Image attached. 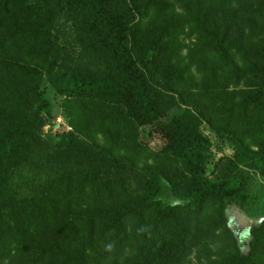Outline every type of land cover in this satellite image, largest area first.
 Wrapping results in <instances>:
<instances>
[{
	"label": "trees",
	"instance_id": "1",
	"mask_svg": "<svg viewBox=\"0 0 264 264\" xmlns=\"http://www.w3.org/2000/svg\"><path fill=\"white\" fill-rule=\"evenodd\" d=\"M211 1L210 16L224 25L225 37L256 0ZM235 1L243 16L222 9ZM187 2L0 0V100L4 87L12 93L8 106L0 102V176L23 177L40 142L50 151L42 165L52 178L38 184L25 177L21 195L0 183V264H183L195 247L205 246L209 233L196 225L214 201L226 232V204L264 214V203L257 206L264 201V149H250L220 123L213 127L208 109L197 101L188 105V90H180L196 86L170 47L177 30L173 6ZM56 16L70 25L81 60H53L43 78L27 63L26 51L47 43ZM94 62L102 68L86 67ZM228 67L231 75L239 73L235 63ZM50 93L91 116V137L70 119L71 130L58 142L43 140ZM226 96L223 90L219 100ZM172 106L179 112L170 115ZM204 122L216 139L235 144L220 179L206 175L198 159L212 146ZM139 128L161 142L159 152L139 141ZM104 130L109 139L101 143L94 135ZM145 154L159 167H139L135 159ZM175 165L186 173L172 184L167 175ZM138 184L145 186L127 191ZM250 234L241 253L240 240L228 233L231 253L214 264H264V219Z\"/></svg>",
	"mask_w": 264,
	"mask_h": 264
},
{
	"label": "rangeland",
	"instance_id": "2",
	"mask_svg": "<svg viewBox=\"0 0 264 264\" xmlns=\"http://www.w3.org/2000/svg\"><path fill=\"white\" fill-rule=\"evenodd\" d=\"M240 2H232L228 9H222L229 11L232 8L243 16V5ZM258 2L261 1L253 2L252 10L248 9L244 18L231 24V29L227 31L225 37L221 36L224 25L214 22L213 16H210L209 9L213 7L211 0H189L182 7L174 5L177 30L175 29L176 34L170 42L173 55L182 66L188 68V73L193 76L196 83V86H192L191 89H180L188 90L186 92L188 105L191 106V103L195 101L202 103L204 108L208 109L206 116L208 120H211L213 127L220 123L234 135L239 136L252 150L264 149V95L261 92L264 88V59L262 61L264 58V8H261ZM236 39H240V45L239 40L236 45L233 43ZM79 50L70 25L62 17L56 16L52 24L51 37L47 43L26 51L25 59L29 65L39 67L44 78L45 73L52 69L53 60L62 59L74 63L81 58ZM233 63L240 69L239 73L231 75L227 70H229L228 65L232 66ZM86 67L93 70L102 68L98 62ZM223 90L227 96L225 100H219L220 92ZM9 95L12 93L4 87L0 102L6 101L5 105L8 106ZM53 95V93L49 95L51 108L49 113L45 114L46 122L39 133L43 140L51 144L58 142L64 133L71 130L68 124L70 119L75 122L79 131L91 137L94 131L92 130L93 125L91 126V116L82 115L74 104L65 103L63 100L60 102V98ZM170 109H172L169 112L170 115L179 112L176 106ZM59 122L61 126L54 132L52 128L55 123ZM204 123L212 146L198 159L204 165L206 175L212 179H220L228 172L226 157L232 154L235 144L228 137L222 141L216 139L208 123ZM138 134L139 141L145 144L147 150L152 153L161 150V142L148 136L146 128H139ZM94 137L101 143L109 139L105 130L98 132ZM48 154L50 151L47 146L40 142L35 143L29 157L30 165L24 167L21 173L23 177L14 180L11 175L5 177L1 175L0 183H6L5 189L8 193H11L9 191L11 189L12 192L15 190L16 195H21L25 191L24 179L27 176L32 175L37 183L50 181L52 178H49L48 170L42 165L43 157ZM135 163L142 168L145 165L159 167L161 162L145 154L135 159ZM185 173V166L177 165L176 167L175 165L167 175L168 182L176 183L177 179L182 178ZM121 183H123L122 180ZM144 186L142 184L134 188L128 186L127 191L143 189ZM38 190L39 188H36L35 192ZM40 191L44 190L40 188ZM167 197L172 199L168 194ZM261 203H264L262 198L257 202V206ZM218 207V202L214 201L197 221V229L206 231L209 235L204 236L205 246L195 247L191 254L183 258V264H214L229 257L231 247L228 233H232L237 240L242 233H250L247 228L264 218L263 213L255 215L253 212H246L236 204H226L224 213L229 231L226 232L218 223L216 214ZM251 238L250 234L244 238V241L238 242L241 253L247 251Z\"/></svg>",
	"mask_w": 264,
	"mask_h": 264
},
{
	"label": "water",
	"instance_id": "3",
	"mask_svg": "<svg viewBox=\"0 0 264 264\" xmlns=\"http://www.w3.org/2000/svg\"><path fill=\"white\" fill-rule=\"evenodd\" d=\"M263 219H264V218H263ZM263 219H260V220H259L257 223H255L253 226H250V228H247V230L249 229V231H250L252 227H255V226L260 225V224H261V221H262ZM249 235H250L249 232H247V234L242 233V234L237 238V240H240V242H241V241H243V238H246V236L248 237Z\"/></svg>",
	"mask_w": 264,
	"mask_h": 264
},
{
	"label": "built area",
	"instance_id": "4",
	"mask_svg": "<svg viewBox=\"0 0 264 264\" xmlns=\"http://www.w3.org/2000/svg\"><path fill=\"white\" fill-rule=\"evenodd\" d=\"M60 126H61L60 122H59V123H55V124H54V127L52 128V130H53L54 132H56V130L59 129Z\"/></svg>",
	"mask_w": 264,
	"mask_h": 264
}]
</instances>
